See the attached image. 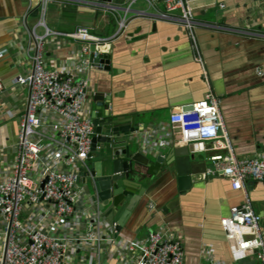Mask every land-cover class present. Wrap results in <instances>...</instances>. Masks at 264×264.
Here are the masks:
<instances>
[{"label":"crops","instance_id":"0c3cea01","mask_svg":"<svg viewBox=\"0 0 264 264\" xmlns=\"http://www.w3.org/2000/svg\"><path fill=\"white\" fill-rule=\"evenodd\" d=\"M187 2L198 23V50L178 21L160 18L166 11L163 0H113L110 6L103 0H51L46 6L48 29L72 33L84 27L106 40L98 51L108 55V65L92 67L86 76L85 116L108 114L124 122L122 127L130 126L136 117L137 126L144 125L136 134L142 138L140 151L151 161L162 157L143 197L126 188L116 206L104 205L93 201L79 183L84 203L78 214L64 222L50 217L44 223L50 233L68 240L71 264H132L126 252L107 237L100 246L72 240L78 233L85 234L88 224L98 230L104 223L106 234L118 242L143 241L151 231L165 233L181 242L185 264H260L255 255L233 259L221 227L231 208L243 203L242 193L219 173L209 179H179L174 167L168 166L172 159L167 148L173 145L158 147L157 143L168 139L173 110L212 92L219 99L236 155L264 157V0ZM39 10L38 0H0V178L15 157L18 126L29 94L27 86L14 81L31 70L29 55L35 44L31 32L45 35V28L37 26ZM124 17L126 25L119 32ZM92 45L90 51L95 49ZM84 46L88 43L65 36L47 37L43 51L47 67L69 65ZM198 53L202 63L196 61ZM98 146L101 150L87 162L89 170L102 154L125 149L126 144ZM209 154L201 155L206 159ZM198 163L193 164L195 169ZM246 186L264 234V183L249 180ZM25 208L30 216V205Z\"/></svg>","mask_w":264,"mask_h":264},{"label":"built area","instance_id":"2783aa9c","mask_svg":"<svg viewBox=\"0 0 264 264\" xmlns=\"http://www.w3.org/2000/svg\"><path fill=\"white\" fill-rule=\"evenodd\" d=\"M49 1L38 0L37 26L45 28V35L38 37L31 32L35 41L29 55L31 70L14 81L27 86L29 94L18 126L15 157L0 178V264H71L68 240L57 232L50 233L43 225L50 217L64 222L77 215L84 203L78 185L80 168H87L95 133L92 119L84 112L89 89L86 76L92 67H103L94 60L100 55L98 46L106 40L84 27L72 33L48 29L44 18ZM163 2L166 11L160 13V18L178 21L198 50V23L187 0ZM175 12L180 13L179 17H173ZM125 25L126 17L119 23V32ZM49 36H65L88 43V47L81 48L69 65L50 69L43 56ZM90 44L95 50L90 51ZM196 61L202 63L200 53ZM190 107L172 111L168 139H159L157 145L188 147L198 155L212 152L206 157L210 163L206 175L219 173L243 195V203L232 207L230 214L221 219L231 255L236 261L255 255L264 264L261 220L246 186L249 180L264 183V157L236 155L215 94L208 92ZM106 229L105 223L98 230L88 224L86 233H78L72 240L100 246L107 237L126 252L132 264H185L181 242L161 231L150 232L143 241L118 242L106 234Z\"/></svg>","mask_w":264,"mask_h":264},{"label":"water","instance_id":"95a60500","mask_svg":"<svg viewBox=\"0 0 264 264\" xmlns=\"http://www.w3.org/2000/svg\"><path fill=\"white\" fill-rule=\"evenodd\" d=\"M112 1L103 0L109 6ZM108 61V55L100 54L94 60V64L104 66L105 64L108 65ZM101 102L103 101L101 100ZM190 108L188 106L184 110ZM92 121L95 126V133L92 137L90 159L101 150L99 144L118 147L124 143L126 147L125 149L113 150L111 154H102L100 162L89 165L92 167L90 170L88 167L80 169V183L86 187L90 198L93 201L98 199L104 205L111 203L116 206L121 196L126 193V188L135 189L140 198L146 195L147 189L153 183L156 174L155 169L159 163H162V157L159 156L156 161H151L140 151L142 138L136 134H139L144 125L137 126L136 117H133L129 121L130 126L122 127L124 122L113 120L108 114L103 117L101 113L93 117ZM120 138H125V140H118ZM132 148H136L138 151L133 152ZM167 151V156L169 155L172 159L168 166L174 167L175 174L179 179L190 178L194 181V178H210L206 175L207 161L202 155L191 153L188 147L172 146L168 147ZM197 162L201 163H198L197 169H195L193 164Z\"/></svg>","mask_w":264,"mask_h":264}]
</instances>
